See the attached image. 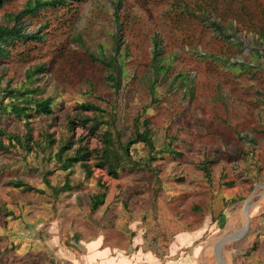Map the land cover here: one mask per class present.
<instances>
[{"label":"rangeland","instance_id":"374dc122","mask_svg":"<svg viewBox=\"0 0 264 264\" xmlns=\"http://www.w3.org/2000/svg\"><path fill=\"white\" fill-rule=\"evenodd\" d=\"M35 1L0 2V24L38 36L0 56V103L14 89L52 104L0 115L8 135H31H0V264H264V0H70L25 13ZM135 118L156 150L173 139L152 171L125 163ZM105 131L123 154L109 157L115 175L101 164ZM63 146V158L88 155L60 161ZM146 152L129 146L132 159Z\"/></svg>","mask_w":264,"mask_h":264},{"label":"trees","instance_id":"16d2710c","mask_svg":"<svg viewBox=\"0 0 264 264\" xmlns=\"http://www.w3.org/2000/svg\"><path fill=\"white\" fill-rule=\"evenodd\" d=\"M2 1H4V0H0V2H2ZM67 1H70V0H36L33 5L26 8L24 11H25V13H30V12H33V10L36 7H41L44 5H57V4L66 3ZM18 18H19V14L15 16L16 20H18ZM26 37L36 38L38 36H35L34 34H31V35L24 34L16 25L9 27V26L0 24V56L7 54V44L9 43L10 40H12L14 38H26ZM261 40H262V43L264 45V34L261 35ZM115 61H116L115 56H112L110 61L107 62V64L113 65V63ZM151 66L153 67V69L156 72H159L161 70H166L165 64H163L160 60H157L155 58L152 59ZM108 76L114 82V85H115V83L117 82V77L114 74H109ZM116 88H117V86L115 85V89ZM154 90H155L154 85L151 84L150 85L151 95L154 94ZM7 92L11 95V99L6 104L0 103V115H4V114L9 115V114L13 113L14 115H17V116L30 117L31 113H32V112H30L31 110H33L34 112L47 114V115H49L52 112L51 100H49L48 98L36 100L32 97L27 96L26 92H21L20 90H14V89H10ZM22 100L24 103L23 105L20 104V101H22ZM79 107L82 109H85V110L97 111L98 112L97 115H100L99 113L105 112V110L103 108H100L99 106H96V105L91 104V103H82V104H79ZM25 123L27 124V121H25ZM98 123H99V119H96V121H94L92 123L93 130L97 129ZM143 123H144V128L141 129L138 125V119L135 118L133 136L128 138L126 144H124V145L120 144V147L123 148L122 153L124 154V157L126 155V157H128V159H129V160L126 159V161H125L126 164H128V165L131 164V166H132V168H134V170L146 169V170L152 171L153 169L151 168V166H149L150 160L155 157V153H157V152H162L165 150H168L169 152L173 151L172 150L173 139L172 138L169 139L167 141V143L164 142L163 147L160 148L159 150H156L154 143H153V138L149 134L150 128L148 127V120L144 119ZM71 124H73L72 121H71ZM6 134L8 135L9 133H6L3 128H0V135H6ZM103 134H104L103 141L105 142V144L101 150V159H102L101 164L107 166V169L109 168L108 171L110 173H112L113 175H115L116 170L109 163V157H110V155H113L119 159L123 154L116 151L115 150L116 147L112 146V138H111L110 133L105 131ZM8 137L11 139L17 140V142H19V143H21V141H25L24 145H28V140L31 138V135L28 133V134H25V136H23L21 138L20 136H18L16 134H10V135H8ZM24 138H25V140H24ZM137 142H142L144 145H146L147 152H146V155H144L142 157H138L137 159H134V158L132 159L129 155V146L132 145L133 143H137ZM249 145L250 146L248 147V149L246 151H244V152L241 151V153L247 157H251L252 153L255 151V149H254L255 145L253 144L252 141H250ZM0 146L3 147V143L1 141H0ZM69 148H70V146H63L59 152L55 153V157H57V159L60 161H62L63 159H67V158H69L70 161H77V160L86 159L85 157L88 155L87 154L88 151L85 148L80 149V150L76 149V152L73 155V157L63 158L62 157V151L69 149ZM216 160H217V158L214 155H212L211 153H209V151L206 153V159L203 160L204 163L202 165V170H203V173L205 174V176H207V177L210 176V169L208 167V164L209 163L212 164ZM10 183H12L15 187H22V188H24V187L29 188L30 187L20 180H12V181H10ZM103 197H104L103 192L101 194L92 195L91 201H90L91 209H96L100 204H102L103 199H104Z\"/></svg>","mask_w":264,"mask_h":264},{"label":"crops","instance_id":"0c3cea01","mask_svg":"<svg viewBox=\"0 0 264 264\" xmlns=\"http://www.w3.org/2000/svg\"><path fill=\"white\" fill-rule=\"evenodd\" d=\"M111 259V258H110ZM136 264V263H135Z\"/></svg>","mask_w":264,"mask_h":264}]
</instances>
